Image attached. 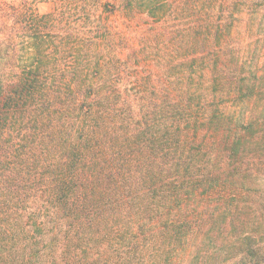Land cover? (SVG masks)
<instances>
[{
	"label": "trees",
	"instance_id": "1",
	"mask_svg": "<svg viewBox=\"0 0 264 264\" xmlns=\"http://www.w3.org/2000/svg\"><path fill=\"white\" fill-rule=\"evenodd\" d=\"M35 4L0 0V264H264V0Z\"/></svg>",
	"mask_w": 264,
	"mask_h": 264
},
{
	"label": "rangeland",
	"instance_id": "2",
	"mask_svg": "<svg viewBox=\"0 0 264 264\" xmlns=\"http://www.w3.org/2000/svg\"><path fill=\"white\" fill-rule=\"evenodd\" d=\"M13 2H17L19 0H9ZM32 3H36L34 5L35 11H37L39 14H46L51 11L53 4L56 0H29ZM246 21H242L237 28V31L242 32L245 29Z\"/></svg>",
	"mask_w": 264,
	"mask_h": 264
}]
</instances>
